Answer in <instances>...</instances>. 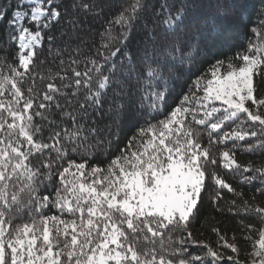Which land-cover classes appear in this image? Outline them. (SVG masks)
<instances>
[{
	"label": "snow or ice",
	"instance_id": "snow-or-ice-1",
	"mask_svg": "<svg viewBox=\"0 0 264 264\" xmlns=\"http://www.w3.org/2000/svg\"><path fill=\"white\" fill-rule=\"evenodd\" d=\"M0 264H264V7L0 0Z\"/></svg>",
	"mask_w": 264,
	"mask_h": 264
},
{
	"label": "trees",
	"instance_id": "trees-1",
	"mask_svg": "<svg viewBox=\"0 0 264 264\" xmlns=\"http://www.w3.org/2000/svg\"><path fill=\"white\" fill-rule=\"evenodd\" d=\"M248 2L250 4V12L253 14V17L255 16L256 12L264 7V4H262V0H248ZM89 26L93 29L99 27L98 25L94 24H90ZM84 34L87 35L86 32ZM191 39L198 44V55H196L195 59L190 63V67L185 69V71L182 73L179 82L174 83L172 95L164 108L165 112L179 102V98L182 96V94L192 87V84L196 77L201 73L206 72L210 64L215 59L223 58L225 53L231 52V49L226 46L224 42L219 39L214 33H205L202 36L192 37ZM52 71H56L55 65H52ZM129 134L130 133H126L125 137H123L122 139H126L127 135ZM109 158L110 157L108 156L94 155L91 158L90 162L94 163L97 160H100L106 164ZM238 158L241 161H246L247 159H249V155L246 153H238ZM245 190L247 191V189ZM211 215H215L216 221H221L219 226L226 230L229 234H231V232L233 231H236L237 235H239V224L237 218L230 215L222 217L218 214H215L211 208H206L204 213H202L200 220L194 223L192 229L194 233L198 235L201 233L203 234L200 238L214 239V236L207 230L208 227L212 225L213 221H206V217ZM16 222H20L19 217L16 221H14V223ZM255 222L258 223V221ZM241 249L242 253L246 252L247 250H249V245L242 242Z\"/></svg>",
	"mask_w": 264,
	"mask_h": 264
}]
</instances>
